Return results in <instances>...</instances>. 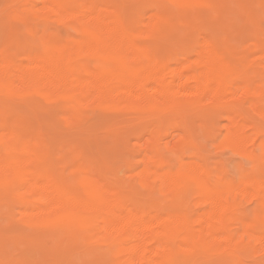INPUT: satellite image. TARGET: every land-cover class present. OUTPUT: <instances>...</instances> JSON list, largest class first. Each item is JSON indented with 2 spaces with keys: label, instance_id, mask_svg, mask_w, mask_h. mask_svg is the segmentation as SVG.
Instances as JSON below:
<instances>
[{
  "label": "bare ground",
  "instance_id": "bare-ground-1",
  "mask_svg": "<svg viewBox=\"0 0 264 264\" xmlns=\"http://www.w3.org/2000/svg\"><path fill=\"white\" fill-rule=\"evenodd\" d=\"M122 1L6 0L7 4L1 5V13L9 23L7 32L21 29L34 40L21 41L14 33L12 37L8 33L10 40L1 37L10 42L5 47L0 45V49L4 47L0 51V202L10 200L18 207L22 222L30 228L56 231L59 241L66 245L68 241L74 244L84 241L91 251L95 244L103 245L95 246L92 253L107 246L111 264H204L188 261L185 254L194 256L217 251L236 256L234 264H246L241 259L243 252L260 246L264 250V168L256 175L235 180L220 168L212 169L199 159L187 160L181 154L176 155L177 161L173 163V157L169 156V160L161 151L165 148L162 147L166 139L164 124L156 121L153 129L151 125H143L141 133L146 131L150 137L143 142L144 146L137 141L138 148L139 144L143 146L137 148L142 165L132 169L129 176L141 183V187L172 196L169 201L153 203L142 200L134 189L107 179L85 156L75 163L68 176L56 165L57 141L44 130L48 128L45 127L47 121L44 128L41 121L37 122L44 114L38 113L39 118L35 120L22 112V107L25 110L27 107L61 108L68 124L83 116L96 117L119 107L147 109L150 113L161 109L182 114L218 111L227 119L222 143L264 167V140L258 146L260 153L255 147L257 135L264 133V128L256 117L253 120L249 116L251 111L256 115L264 113L263 26L255 24L253 29L249 28L254 35L250 33L251 40L244 49L217 33L229 28L228 21L225 23L228 0H146L153 6L146 19L142 17L144 13L140 14ZM258 6L264 5L259 3ZM253 7L251 12L246 11L247 21L255 22L259 13L263 20V10L257 13L259 7L255 5L256 12ZM54 21L62 25L64 32L66 27V33L56 31L55 27L51 29ZM177 38L179 46L172 42ZM186 121L182 119L178 125L182 127ZM188 128L183 136L174 140L176 143L170 141V146L175 143L181 151L183 143L191 138ZM250 129L257 131L255 136L248 135ZM141 135L135 139L140 141ZM166 147L173 150L174 146ZM247 199L256 203L252 214L242 208ZM25 234L21 235L22 242L21 238L16 241L18 245L24 243V237L28 236ZM6 237L0 236V248H4L2 240ZM14 240L13 246L17 247ZM32 240L35 241L31 239V243ZM55 243L53 246L51 241L48 245L55 250ZM51 247L44 252L46 256L49 249L53 253ZM15 249L13 247L12 251ZM90 250L87 252L91 253ZM74 253L67 256L73 257ZM37 254H40V262L44 254L43 257L41 252ZM95 254L92 256L97 257ZM27 255L22 256L23 261L20 256L21 262L29 259ZM100 256L102 263L109 258ZM95 259L98 263V258ZM92 260L87 262L95 263Z\"/></svg>",
  "mask_w": 264,
  "mask_h": 264
},
{
  "label": "rangeland",
  "instance_id": "rangeland-1",
  "mask_svg": "<svg viewBox=\"0 0 264 264\" xmlns=\"http://www.w3.org/2000/svg\"><path fill=\"white\" fill-rule=\"evenodd\" d=\"M130 1L129 0L128 1L124 0L122 2H126L127 6H129L131 8H134L140 14L144 13L142 17L143 18L145 17V19H146L147 16L150 15L151 11L153 10L152 4L148 5L149 2H147L146 0L145 1L147 3H145L144 0H142V1L141 0L140 1L139 0L138 1L137 0H132V2H130ZM255 1L256 2L258 1V2L256 3ZM3 2L4 1H2L0 3V31H1L0 32L1 33L0 34V43H1V41H2V43H4V40H6V42H5V44H0V45H4V47H5V45L10 42V41H7V39L8 40L11 39V37H12L11 34L12 33L17 35L21 41H26V42L28 40L29 41H33L34 38L32 39L31 36L27 35V33H24L23 30H21V29H20L21 31L20 30L17 31V29H16V32H13L11 30L10 31L8 30L9 32H7V29H10L9 28L8 19H6L7 17L5 18L4 15H2V13H1L2 12L1 5L3 4L2 6L4 7L7 3L5 4L6 0H5L4 3ZM140 2H142V4L144 6H142L140 4ZM228 2H230L229 4L227 3L228 6H229V9L225 11L226 14L223 13V17L222 18H224V14H225V19L226 20L225 19H223V20H225V23L228 21L229 28L225 27L224 30L217 31V33H220V35L222 37H228L229 41H232L231 42L232 44H235V45H237L239 47L241 46L240 48H242L244 46V49H245V46H247V43H249L250 40H251L252 34H250V33H253V35H254V32L252 31V29H253L252 26L255 25V24H261L260 26H263V28H264V21H263L264 19L262 20V17L260 19L259 18L260 16H258L261 13H259L258 15L256 13H254L255 16L256 15L258 16V21L259 22L257 21V16L255 17L256 21L254 20L255 22H253V21H251V19H250V21H247V19H249V17L247 16L248 14H247L246 11L249 10L248 12H251L250 11L252 9L251 7L254 6L253 7V11L256 12V10H254V8H255V5H257V8L259 7L258 9L256 8L257 9V13L261 12V10H263L261 16H264L263 15L264 14V6H262V7L258 6L259 3L260 4L262 3L264 5V1L263 0H253V1L248 0V2H247V0H243V1L242 0H228ZM135 3H137V5H133ZM138 3L140 5H138ZM244 3L247 5V6L244 5L245 10L243 9L244 7H242V5ZM132 6H134V7H132ZM137 6L139 8H137ZM140 6H142V7L140 8ZM228 6H227V8H228ZM237 6H239V7H237ZM147 7H148V9H147ZM247 8H249V9H247ZM141 9H142V12H140ZM149 9H151V10H149ZM173 9L175 10L176 8L173 7ZM227 11H229V13ZM146 12L147 13L150 12V13L146 14ZM211 19L216 21L213 18H211ZM219 20L220 19H218V22H219ZM240 21H242V23ZM1 23H4L3 24L4 26L2 25L3 27L1 26ZM56 23L57 22H55V21L53 23H51L50 28L52 29L53 27H55L56 31H61L62 32V30H63V29H61L62 25L57 23L58 26L60 25L58 27L56 25ZM219 23L222 25L221 21ZM219 23H217L218 26H219ZM250 23H254V24H250ZM5 24L8 25V28L6 27ZM225 25H227V24H225ZM1 27L4 28V29L6 27V30L3 29V32H4V34L6 32L7 36L2 34L3 32H2ZM246 27H248L247 28L248 30L251 27L252 28V29H250L251 32H250V30L248 31L246 29ZM63 28H64V26H63ZM64 29L67 30L66 27ZM66 30H65V32L63 30V33H66ZM19 31L22 34H20ZM8 33L11 36V37L9 36L10 39L8 38ZM23 33L26 34L27 36L26 35L23 36ZM181 33H182V31H181ZM2 35L5 36L7 39L6 38L4 39V37L1 38ZM172 42H174V44L177 43V45H175V46H179L178 42H180V39L178 40V38H177V41L175 39ZM180 45H181V43H180ZM4 47H2V48L4 49ZM3 49H0V51L3 50ZM42 108H44V107H42ZM28 109H29V107H27L26 110H25L24 107H22V112H24V114L26 116H28V114H29L30 115L29 117H31L32 119H35V120H37L39 118L40 114H44L45 117L43 119H41L43 117V115H40V119H38L37 122L41 121L40 124L44 128V124L47 121V124H45V127H48V128L51 127L50 131H49L48 128H44V130H46L49 135L51 134V137L53 139H56V141H57V146L58 147H56V154H57V156H56V165H57L58 168H60L61 170H64L66 173H68V176L71 175V172H72V170L75 167V163L82 159L81 156H85V158L88 159L87 160L88 162L90 161L94 166L97 165L102 170V172L105 174V177L107 179H109L111 181L113 180L115 183L120 184L121 186H124L125 188H128L130 190L134 189L138 193V196L142 200H145V201H153V203H154V201L157 202V201H160V200L169 201V200H171L172 196L170 194H167V193L164 194L163 192H160V191H153L152 192L147 187H145V188L141 187L142 186L141 183H140V185H141L140 186L139 182L136 179H134L133 176H132V178L129 176L130 175L129 172H131L132 169H138V168L141 167L142 160H141V158H139L140 157L139 156V152L137 153V151H138V149L143 148V146H144L143 144L146 143V141L150 137V134L146 133V131H144V132L142 131V133H141L140 130H141L143 125H151V129H153L155 127V124H157V122H160V123L164 124V127H163L164 132L163 133L166 134V139L164 140L165 144H164V142L162 143L163 144L162 147L164 148V146H165V148L163 150L161 148V151L166 157H169V156L173 157L171 159L172 162L174 160L173 163H175L177 161L178 156H176V155L181 154V155H184V157L187 160H190V159H196L197 160V159H199V160H201V162L207 164L208 166L210 165V167L212 169L213 168L214 169L220 168V170L226 171V173L229 176V178H232V179H235V180H240V179L244 178L247 175H249V176L256 175L257 173H260V171L264 168L263 165L260 164V162L256 163L257 162L256 160H250V159H248V157H246L245 155L240 153L238 150L230 149L228 146H225V144L222 143L223 142V135H224V132H225L224 126H225V122H226L227 119H225V116L221 115V113L218 112V111H217L218 114H216L217 113L216 111H213L214 114H212V111L211 112L194 111V112H190V113L188 112L186 114H182V113H177V112L166 110V109H161V110H158L155 113L152 112V111L150 113V111H148L147 109H139V108L126 109V107H123V108L119 107L118 110H113V111H110V112H104V114L98 115L96 117H92V116L86 115V116L81 117L80 120H78V121H75V122L73 121L71 123L66 124L65 120L63 118V112H62L61 108H57L58 110L57 109L54 110L55 109L54 107H51V108L50 107H45L44 109H41L40 107L35 108V109L34 108H32V109L30 108L29 110ZM43 110H45V111H43ZM144 110H145V112H144ZM25 111H26V113H25ZM31 111H33L36 115L34 113H31ZM51 111H52L53 114L51 113ZM47 112L49 114H47ZM38 113H39V115L37 116ZM159 113H160V117H159ZM197 113H199V114H197ZM250 113L251 114L249 116L252 117L253 120L256 117L255 120L258 121V123L261 124L263 126V128H264V113L263 114H257V115H256L255 112H252V111ZM114 114H116V115H114ZM153 114H154V116H153ZM166 114H168V115H166ZM32 115H34V116H32ZM156 116H158V117H156ZM181 118L183 120H187L186 121L187 124L182 126V127H180L178 125L180 123V121H182ZM158 119H159V121H158ZM170 121H172L171 122L173 124V126L171 125L172 127L170 126V124H171ZM132 123H134V124H132ZM78 126H81V127H78ZM188 127H190V128H188ZM187 128L191 132V138H190V140L185 141L183 143L181 151H180L175 146L176 142L174 140L177 139V137L183 136L184 133H186L187 130H185V129H187ZM138 132H139V134H138ZM256 132H257L256 130L250 129L248 131V135L255 136ZM138 135L142 136V139L140 141L135 139V138H137ZM257 136L259 138H257V143L255 144V147L257 146L256 148L258 149V146H260L259 143L261 142V140L262 141L264 140V133H261L260 135L258 133ZM137 141H138V143L140 142V144L142 143L143 146H141L139 144L140 147L138 148L137 147L138 146ZM168 141H169V143H168ZM170 141L171 142H175V143L171 144V146H170V143H171ZM135 142L137 143L136 145H134ZM168 144H169V148L168 149H170V147L172 148L174 146L173 150H167L166 145L168 146ZM132 148L134 150H132ZM135 149H136V151H135ZM257 149H256V151H257ZM164 150H166V151H164ZM258 150H259V153H260L261 148L259 147ZM236 151L238 153H236ZM232 152H234V153H232ZM70 153H72V155ZM132 153H134V154L132 155ZM70 157H71V160H70ZM132 157H133L134 160H132ZM171 157H169L168 159L170 160ZM135 158H136V162H135ZM137 158L140 159L141 161H138ZM243 159H245V160H243ZM137 161H138V166H137ZM197 198L198 197H196V199ZM247 201H248V203H247ZM3 202H5V203H3ZM243 205L244 206H242V208H244V210H246V213L252 214L253 210L255 209L256 203H254V201H249L247 199V200H245ZM7 206L9 207V209H8ZM11 206H12V208H11ZM6 207H7L8 211H6L7 210V209H5ZM3 209H5V211ZM12 209H13V211L10 212ZM14 210L16 212H14ZM17 212H18V207H15V205H12L10 200H8V199L7 200H4V199L1 200V202H0V225H1L0 229H1L2 232H0V236H2V238L5 237V236H7V237L2 240L3 243L6 244V246H5V244L2 245V246H4V248L6 247V249L4 251V248H0V262H1L0 264H13V263L14 264H20V262H21L20 256H21L22 261H23V257L25 255H27L28 252L33 253L32 257H31V255L29 253V255H30L29 259L26 258V259H24V262H21V263H25L26 262L25 264H35V263L36 264H49V263L50 264H57V263L58 264H61V263L63 264V261H64L65 262L64 264H66L68 259H69L67 264H70L71 260H75V261H73V263L71 262V264H76V263L77 264H82V263L83 264H86V263L91 264V261L87 262V260H92L93 259L92 261L95 262V263H92V264H99V263H101V264H106V263L107 264H111L110 263L111 262L110 261L111 260L110 259L111 258V254H110V251H108L109 249L108 248L106 249L107 246L105 247V245H104L103 248L99 247V250L96 249V251L98 250L97 253H96V251L92 253L93 249H95L97 247V245L98 246H103V245L95 244L93 249H92V251H91L90 250L91 247H90L89 244H87V242H84V241L82 242L81 241L82 244L85 243L83 245V247H82V244L80 243V241H78L79 243L76 242L77 244H74V242L70 243V241H68L69 244L71 245L70 247H68L69 246L68 243H67L68 245H66V243L64 244L61 241H59V237H58L59 235H58V233H56V231H49V230H44L43 231V230H39V229H36V228H33V227L30 228V226H28L27 224H25L24 222L21 221L19 212L18 213ZM5 214H7V216H5ZM17 218H19L20 222L18 221ZM8 220H10V221H8ZM14 223H15V225H14ZM22 226H25L24 229L26 228L27 231L26 230L24 231ZM16 227L17 228L19 227L20 229L19 228L17 229ZM3 229L5 231H3ZM19 230H20V233L18 232ZM14 231H16V232H14ZM236 231L239 232V229H236ZM7 232H9L10 234H8ZM12 232H13V234L14 233L15 234L19 233V234H17L16 236L14 234V237H13V234H11ZM1 233H3V234H1ZM46 233H47V235H46ZM23 234H25V236H27V235L28 236L24 237L26 239V241L24 239V243H20L23 240V236L21 237V235H23ZM9 235H12V236H10L12 238H9L8 237ZM29 235H31V236L29 237ZM55 235H57L56 238L54 237ZM28 238H30V240L31 239H35V241L38 240L39 242L35 243V241L32 240V242L34 241L33 242L34 246H33V243H31V241ZM43 238L44 239L46 238V239L43 240ZM53 238H55V239H53ZM18 239L21 240L19 242V244L20 245L23 244L22 247L23 248L25 247L23 249V251H25V249L27 251V249H28V251L25 252L26 254L22 250H21L22 252L18 251L19 249L22 248V247H20V245L17 244V242H18L17 240ZM13 240L15 242L17 241L15 243L17 245V247L13 246V244H14ZM10 241H12L11 242L12 246L9 244ZM51 241H52V245L53 246H54L53 242H57V243H55L56 244L55 247L57 248V249L55 248V250H57V251L54 250L52 245H48V244H51ZM58 241H59V243L60 242L61 243L59 244ZM27 242H29V243L27 244ZM43 242H45V245H44ZM25 243L29 246V248L26 247ZM40 243H41V245H40ZM8 244L10 245V248H9ZM47 245L49 247L52 246L51 248L53 249L54 255H53V253H51V249H49L50 252L48 250L49 253L47 254V256L44 254V252L46 253L47 248H49V247H47ZM86 245H89V247L88 246L87 247L90 248V249H88L86 247ZM13 247H14V249L16 248L17 250L15 249V251L14 250L12 251ZM42 247H44V248H42ZM63 247H65L66 249H62ZM73 247H75V248H73ZM7 248H8V251H7ZM69 248H70V250H67ZM82 248L84 250H81ZM262 248L263 247L260 246V247H258L256 249H251V252H248V251L243 252V254L241 255L242 261L244 263H246V264H253V263H256V262H260V263L262 262L264 264V258H263L264 257V252H263L264 250H262ZM2 249H3V251H2ZM36 249L40 250V251H36ZM43 249H44V251H43ZM104 249L107 250V251H105ZM257 249H258L259 252L257 251ZM88 250H90L92 254L96 253L95 255H97V257H95L94 255L92 256L91 253H88L87 252ZM1 252L4 253V255H2ZM14 252H16L15 256L13 255ZM17 252L19 254L20 253H22V254L19 256V254ZM34 252L36 254L38 252H41V256H42V254H44V257L42 256L43 257L42 259H45V261L43 260L44 262H42L41 261L42 259L40 258L41 260L39 262L38 258L40 257L39 256L40 254H37V259H36V254ZM66 252L69 255L72 252H75L73 254L74 255L73 256L74 259H72L73 258L72 255H71L72 258L69 255L67 256ZM69 252H71V253H69ZM86 252H87V254H85V256L83 257L82 254L86 253ZM8 253L11 254V256H8L9 255ZM76 253H78V254H76ZM99 253H101V254H99ZM107 253H108V255H107ZM257 253H260V255H257ZM5 254H8V255H5ZM61 254H64V255L60 256ZM88 254H90V255H88ZM102 254L104 255L102 257L103 258L105 257L104 259H107L109 257L107 259V261H105L103 259L104 260L103 263H102V259H101V256H100ZM29 255H27L26 257H28ZM49 255H51V256L53 255V256L49 257ZM56 255H57V257H56ZM86 255H88L87 258L89 256H91L93 258L91 259L89 257L87 259ZM98 255L100 257H98ZM185 255H186L185 258L187 257L186 259L188 261H192L193 260L192 262H201V263H204V264H209V263L210 264H234V261H236V256L232 255V253L230 254V252L228 253L227 251L226 252L225 251L224 252L223 251H217V252H213L211 254L209 253V254L194 255V256L190 255V254H188V255L185 254ZM260 256H262V257L260 258ZM5 257H8L10 259V261H9L8 258H5ZM46 257H47V259H46ZM67 257H69V258L67 259ZM223 257H224V259H223ZM226 257H228V258H226ZM33 258H35V260H33ZM65 258H66V260H65ZM82 258L86 259V261H84V260L80 261ZM95 258H98V261H99L98 263H96L97 259H95ZM12 259H14V260L16 259L17 262H19V261L20 262L19 263H17V262L15 263L14 260H13V262H11ZM59 260H60V262H59ZM28 261H29V263H27ZM54 261H55V263H54ZM56 261H57V263H56Z\"/></svg>",
  "mask_w": 264,
  "mask_h": 264
}]
</instances>
